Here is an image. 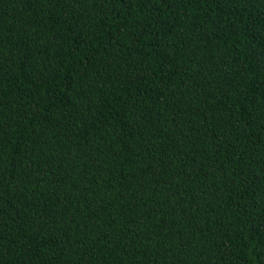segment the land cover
<instances>
[{
	"label": "trees",
	"instance_id": "1",
	"mask_svg": "<svg viewBox=\"0 0 264 264\" xmlns=\"http://www.w3.org/2000/svg\"><path fill=\"white\" fill-rule=\"evenodd\" d=\"M0 264H264V0H0Z\"/></svg>",
	"mask_w": 264,
	"mask_h": 264
}]
</instances>
